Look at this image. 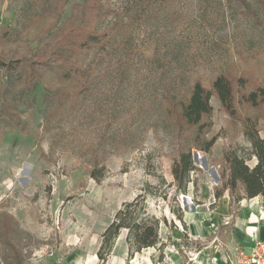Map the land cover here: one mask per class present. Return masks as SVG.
I'll return each instance as SVG.
<instances>
[{
  "label": "rangeland",
  "instance_id": "1",
  "mask_svg": "<svg viewBox=\"0 0 264 264\" xmlns=\"http://www.w3.org/2000/svg\"><path fill=\"white\" fill-rule=\"evenodd\" d=\"M96 26L104 40L62 82ZM0 63V264H99L102 232L139 193L165 219L160 243L133 252L123 229L104 264H231L250 226L258 235L264 201L229 205L214 192L223 151L249 145L240 119L264 137V104H237L231 117L211 97L202 121L216 140L193 149L184 192L170 167L194 128L166 112L220 73L264 85V0H0ZM61 91L69 98L51 113Z\"/></svg>",
  "mask_w": 264,
  "mask_h": 264
},
{
  "label": "trees",
  "instance_id": "2",
  "mask_svg": "<svg viewBox=\"0 0 264 264\" xmlns=\"http://www.w3.org/2000/svg\"><path fill=\"white\" fill-rule=\"evenodd\" d=\"M104 38L105 32L97 29V26L79 37L71 61L59 73L62 82L68 83L78 79L84 58L92 48L100 45ZM247 86V79L241 75L220 73L214 77L209 87L195 80L187 98L176 99L170 103L166 113L174 120L176 126L194 128L191 143L178 151L170 167L177 190L185 191L189 173L196 168L193 149L207 152L216 140V136L206 138V128L210 123L202 121L212 113L213 108L210 104L212 96L217 98L220 106L231 117L238 116L237 104L252 107L264 104V85H255L248 90ZM68 98L69 92L61 91L53 102L55 108L51 113L59 109ZM240 121L243 136L249 145L232 146L223 151L221 183L214 192V197L218 199L226 191L229 195V205L255 197L264 200V137L259 135L255 118L245 116ZM251 159H254L253 164L248 163ZM91 174L96 178L93 171ZM163 196L165 197L166 193ZM161 220L165 221L148 212L144 193H139L132 200L122 203L101 234V243L96 252L99 264L106 262L115 239L123 229L126 230V241L133 252L158 245Z\"/></svg>",
  "mask_w": 264,
  "mask_h": 264
},
{
  "label": "built area",
  "instance_id": "3",
  "mask_svg": "<svg viewBox=\"0 0 264 264\" xmlns=\"http://www.w3.org/2000/svg\"><path fill=\"white\" fill-rule=\"evenodd\" d=\"M255 229L249 227L248 234L253 235L249 244L235 247L231 264H264V239L254 235Z\"/></svg>",
  "mask_w": 264,
  "mask_h": 264
},
{
  "label": "crops",
  "instance_id": "4",
  "mask_svg": "<svg viewBox=\"0 0 264 264\" xmlns=\"http://www.w3.org/2000/svg\"><path fill=\"white\" fill-rule=\"evenodd\" d=\"M260 199L262 201H264L262 198H260ZM244 222L245 221L243 219H240V220L236 221V223H235V231H237L238 235H240L241 237H247L248 236L247 229H246V227L248 225L244 229V227H243L244 226ZM257 225H259V228H258L259 229L258 236L260 238L264 239V236L262 237V235H264V220H260Z\"/></svg>",
  "mask_w": 264,
  "mask_h": 264
}]
</instances>
